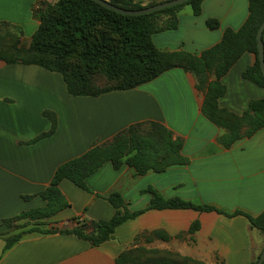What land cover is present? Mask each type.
Listing matches in <instances>:
<instances>
[{
	"label": "crops",
	"instance_id": "0c3cea01",
	"mask_svg": "<svg viewBox=\"0 0 264 264\" xmlns=\"http://www.w3.org/2000/svg\"><path fill=\"white\" fill-rule=\"evenodd\" d=\"M41 2L0 0V26L19 29L22 41L30 44L40 25L36 11ZM178 15V28L155 34V46L199 56L218 44L226 29L242 27L249 0H205L200 16H194L191 7ZM210 18L220 22L219 30L207 28ZM255 61V55L245 53L222 79L227 93L219 99L220 108L241 116L251 101L264 99V88L243 78ZM196 85L193 74L175 68L135 89L76 97L69 94L59 73L0 61V264H117L135 244L203 264H253L264 249V234L241 215L148 211L96 247L61 233L77 226L74 219L89 227L94 221L111 220L116 210L107 197L113 193L122 195L129 210H143L151 199L144 193L149 187L166 199L213 206L228 215L241 212L256 218L264 212V129L225 149L219 143L225 130L203 115L205 94ZM45 113L55 116V128ZM149 123L166 127L183 142L187 165L138 176L127 165L116 170L109 162L87 178L88 190L65 179L59 189L70 207L41 221L57 232L29 235L4 252L5 239L14 229L3 221L44 208L47 203L40 194L51 186L61 165L130 127ZM196 221L200 229L190 234ZM155 231L166 232L169 239L148 240Z\"/></svg>",
	"mask_w": 264,
	"mask_h": 264
},
{
	"label": "trees",
	"instance_id": "16d2710c",
	"mask_svg": "<svg viewBox=\"0 0 264 264\" xmlns=\"http://www.w3.org/2000/svg\"><path fill=\"white\" fill-rule=\"evenodd\" d=\"M107 1L123 9L141 10L169 0H148L147 4L144 0ZM204 2L191 0L150 15L131 17L110 11L92 0H59L55 6L42 1V8L36 11L40 25L28 47L21 45L22 33L19 29L0 26V30L10 29L19 33L16 36L12 32H7L5 37L0 35V61L7 65H36L59 73L69 94L76 97H98L112 91L135 89L169 70L181 68L195 77L197 89L205 94L202 113L216 127L225 130L219 143L225 149H230L237 141L251 138L264 129V99L251 101L241 116L219 106V99L227 93L222 79L245 53L255 55L256 61L244 71L243 78L264 88V75L257 58V32L264 21V0H249V15L242 27L238 30L226 29L221 41L199 56L186 51L166 52L155 46V34L178 28L181 9L188 5L194 16H200ZM206 26L211 31L221 28L220 22L213 18L206 21ZM10 37H13V42L6 40ZM100 75L110 83L108 86L96 84V78ZM45 115L53 121L55 128V116L50 113ZM182 149L183 142L174 139L170 130L157 123H149L130 127L113 140L96 145L83 156L61 165L51 186L40 194L47 203L44 208L3 221L4 225L14 229V233L5 239L4 252L29 235L57 232L46 228L47 223L41 221L70 207L59 189L63 180L88 190L87 178L109 162L116 170L127 165L138 176L149 172L163 173L171 167L188 164ZM144 193L149 194L151 199L143 210H129L122 195L113 193L107 197L116 210L111 220L94 221L89 227L74 219L77 226L61 233L75 236L96 247L113 240L118 227L148 211L194 210L201 213L217 212L228 217L245 216L251 228L264 234V212L256 218L241 212L228 215L213 206L198 205L180 198L166 199L153 187ZM21 221L26 223L17 224ZM199 229L200 222L196 221L189 233L194 234ZM147 239L167 241L169 236L164 231H155ZM135 245L125 250L116 263L203 264L172 252L148 250ZM261 253L253 264H257Z\"/></svg>",
	"mask_w": 264,
	"mask_h": 264
},
{
	"label": "water",
	"instance_id": "95a60500",
	"mask_svg": "<svg viewBox=\"0 0 264 264\" xmlns=\"http://www.w3.org/2000/svg\"><path fill=\"white\" fill-rule=\"evenodd\" d=\"M100 5H102L103 7H105L106 9L116 12L120 15H124V16H131V17H136V16H144V15H150L153 13H157L160 11H163L165 9H169V8H173L176 6H180L183 5L185 3L190 2L191 0H169L163 3H159L157 5L151 6V7H147L141 10H127V9H123L120 8L118 6H115L113 4H111L109 1L107 0H92ZM264 21L261 24L258 32H257V42H258V61L260 63V67L262 70V73L264 75ZM93 223L90 224V226H92ZM257 264H264V249L257 261Z\"/></svg>",
	"mask_w": 264,
	"mask_h": 264
},
{
	"label": "rangeland",
	"instance_id": "374dc122",
	"mask_svg": "<svg viewBox=\"0 0 264 264\" xmlns=\"http://www.w3.org/2000/svg\"><path fill=\"white\" fill-rule=\"evenodd\" d=\"M42 1H44V2H47L48 4H50L51 6H55V4L59 1V0H42ZM144 2L147 4L149 1L148 0H144ZM42 8V5H41V3L39 4V8L38 9H41ZM184 8H190V6H185ZM7 32H12L13 34H15V36L16 35H19V33L17 32V31H14V30H10V29H1L0 30V35L2 36V37H5L6 36V34H7ZM5 35V36H4ZM9 40L10 42H13V37H10V38H6V40ZM21 45L22 46H24V47H28L29 46V44H27V43H25V42H21ZM96 84L98 85V86H101V87H104V86H108L110 83L109 82H107V80L103 77V76H98L97 78H96ZM137 247H139V248H141V247H143V246H141V244H139ZM143 248H146V247H143ZM146 249H148V248H146ZM148 250H158V249H148ZM159 251H161V250H159ZM163 251V250H162Z\"/></svg>",
	"mask_w": 264,
	"mask_h": 264
}]
</instances>
